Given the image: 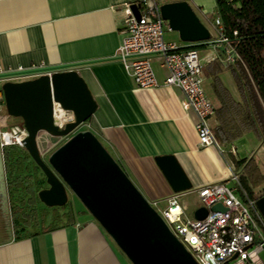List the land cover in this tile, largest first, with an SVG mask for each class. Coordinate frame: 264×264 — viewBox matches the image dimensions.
<instances>
[{
	"label": "crops",
	"instance_id": "1",
	"mask_svg": "<svg viewBox=\"0 0 264 264\" xmlns=\"http://www.w3.org/2000/svg\"><path fill=\"white\" fill-rule=\"evenodd\" d=\"M184 1L208 28L211 40L217 42L214 0ZM134 2L0 0V72L18 67L29 70L77 65L97 105L86 121V129L143 197L161 205L174 194L179 203L187 195L197 199L196 189L225 179L233 168V158L237 159L234 140L226 141V135L219 133L216 138L214 129L225 128L230 119L227 110L233 103L241 104V96L227 71L226 54L219 49L220 44L184 43L176 32L167 39L163 33L164 41L178 48L195 47L202 65V80L204 76L209 81L213 92L210 102L214 112L209 123L221 151L214 146L199 147L193 126L195 117L182 109L179 90L162 85L165 72L158 58L152 57L151 66L159 86L148 90L138 88L116 59L122 40V8ZM1 93L0 89V97ZM249 134L252 133L242 136ZM165 155L176 159L191 184L190 190L173 193L154 162V157ZM1 157L5 176L2 149ZM8 209L11 218L9 203ZM76 210L71 217L43 226H48L45 230L41 227L25 233L12 229L0 205V264H131L92 217L81 208Z\"/></svg>",
	"mask_w": 264,
	"mask_h": 264
},
{
	"label": "water",
	"instance_id": "2",
	"mask_svg": "<svg viewBox=\"0 0 264 264\" xmlns=\"http://www.w3.org/2000/svg\"><path fill=\"white\" fill-rule=\"evenodd\" d=\"M130 9L139 19L138 6L131 4ZM159 10L168 29L176 32L181 42L216 43L186 1L163 3ZM219 49L225 53L223 46ZM229 53L233 55L234 49ZM34 72L37 75L30 79L3 81L0 89L6 114L18 119L25 131L24 151L45 178L47 188L37 192L38 200L45 207H61L69 190L131 264H196L95 135L89 130L75 131L97 107L77 65L47 66ZM55 107L70 115L61 125L53 119ZM41 133L51 137L70 135L46 162L37 147ZM154 162L173 193L191 189L173 156H157ZM254 203L264 220V195ZM0 205L9 224L1 150ZM211 210L224 208L215 204ZM206 213L200 207L193 212V218L201 220Z\"/></svg>",
	"mask_w": 264,
	"mask_h": 264
},
{
	"label": "built area",
	"instance_id": "3",
	"mask_svg": "<svg viewBox=\"0 0 264 264\" xmlns=\"http://www.w3.org/2000/svg\"><path fill=\"white\" fill-rule=\"evenodd\" d=\"M139 8V19L124 5L122 40L117 47L116 59L140 89H153L159 86L151 59L156 56L159 66L164 70L163 86L172 87L182 94L181 107L194 115V130L199 147L220 145L213 134L209 120L214 107L206 97L202 85V65L198 52L193 46L178 48L174 43L163 39L166 22L160 15V0H135ZM213 26L219 33L216 44H225L226 62L232 63L235 53L223 35L219 18L213 20ZM35 69L0 72V81H22L37 75ZM3 99L0 97V150L7 146L22 147L25 131L20 123L9 124ZM42 135L37 136V143ZM234 152V149H231ZM239 183V174L232 168L229 175L196 189L198 208L207 213L201 220L187 219L185 208L177 194L165 201V208L158 210L156 201L150 206L160 215L170 232L191 255L196 264H264L261 254L264 252V220L255 206V199L245 193ZM264 195V192H262ZM220 204L224 211L211 210Z\"/></svg>",
	"mask_w": 264,
	"mask_h": 264
},
{
	"label": "trees",
	"instance_id": "4",
	"mask_svg": "<svg viewBox=\"0 0 264 264\" xmlns=\"http://www.w3.org/2000/svg\"><path fill=\"white\" fill-rule=\"evenodd\" d=\"M214 2V14L219 18L223 35L236 55L226 68L231 73L241 96V104L233 103L227 110L230 119L225 122V128L215 127L216 138H219V133L221 136L226 135V141L228 139L233 141L248 132L254 134L264 147V0H214ZM2 154L5 170L10 174L12 170L20 172L24 160L29 159L24 148L17 146L4 147ZM29 161L35 166L31 159ZM254 164L253 159L236 162V166L241 167L245 176L247 175L246 178L248 177L253 185H257L259 181L255 180L257 170ZM246 178L243 180V186L249 192ZM262 179L264 180V176ZM10 208L11 215L18 213L19 209L16 207ZM56 218L58 219V215H55ZM16 221L12 217V224ZM47 228L48 226L41 229Z\"/></svg>",
	"mask_w": 264,
	"mask_h": 264
},
{
	"label": "rangeland",
	"instance_id": "5",
	"mask_svg": "<svg viewBox=\"0 0 264 264\" xmlns=\"http://www.w3.org/2000/svg\"><path fill=\"white\" fill-rule=\"evenodd\" d=\"M175 0H160V2H170ZM170 35H177L175 32L165 29L164 37L167 39ZM205 95L209 98L210 101H213V92L210 90L209 81L203 76L202 85ZM9 124L18 123V119L13 117H7ZM86 129V122L80 125L75 131H84ZM70 135L66 137H51L48 135H42L38 141V149L41 158L46 162L48 156L52 151L57 147L63 144ZM234 146L237 149V159L233 158V168L239 174V183L243 186V180L246 178L241 167L236 166V162L242 159H253L255 162L254 165L257 174L255 177L256 181H259L257 185L253 183L247 177V186L249 187V192L246 190L245 193L253 197H259L264 192V147L261 145L259 140L253 134L248 136L238 137L234 140ZM29 159L24 160L21 171L16 172L14 170L5 175V183L8 185V198L10 196L11 205L18 210L17 214H12L10 218L9 214V224L12 225V229L17 232L29 233L39 228L54 224L60 218L71 217L77 211L76 208H81L84 212L91 217V215L85 210L82 204L75 198V196L67 190V201L61 207H55L54 209L45 207L37 197V192L41 189L47 188L45 178L39 168L34 166ZM14 169V167L12 168ZM259 176V177H258ZM131 181V180H130ZM135 186V184H133ZM136 187V186H135ZM9 203V199H8ZM182 207L185 208L184 216L187 219L193 218V212L198 206V199L195 195H187L181 199L179 203ZM158 210L165 208V204H158ZM11 209V208H10ZM55 215H58V219H55ZM13 220L16 219V222L12 224ZM261 257L264 261V252L261 254Z\"/></svg>",
	"mask_w": 264,
	"mask_h": 264
},
{
	"label": "bare ground",
	"instance_id": "6",
	"mask_svg": "<svg viewBox=\"0 0 264 264\" xmlns=\"http://www.w3.org/2000/svg\"><path fill=\"white\" fill-rule=\"evenodd\" d=\"M69 118H70V115L68 113L62 112L60 109L55 107L53 119H55V122L58 125L63 124L65 122V120L69 119Z\"/></svg>",
	"mask_w": 264,
	"mask_h": 264
}]
</instances>
